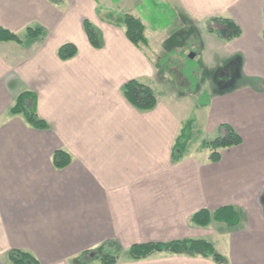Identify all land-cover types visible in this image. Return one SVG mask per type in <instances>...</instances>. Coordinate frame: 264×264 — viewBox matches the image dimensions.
Masks as SVG:
<instances>
[{"label": "crops", "instance_id": "0c3cea01", "mask_svg": "<svg viewBox=\"0 0 264 264\" xmlns=\"http://www.w3.org/2000/svg\"><path fill=\"white\" fill-rule=\"evenodd\" d=\"M174 1L188 20L223 14L241 28L226 41L207 30L209 57H226L222 85L193 114L182 108L184 94H156L147 110L123 95L125 81L151 84L157 68L127 38L120 15L109 14L120 1L0 0V25L22 38L0 40V264H11L12 248L40 264H102L80 255L107 240L116 243L114 264H264V0ZM85 18L102 35L100 47L89 42ZM27 26L43 36L27 37ZM65 41L77 51L61 59L56 51ZM24 90L34 93L46 128L9 112ZM190 117L194 131L229 123L241 141L211 161L190 140L173 161L175 136ZM57 149L69 154L66 165L53 163ZM224 204L237 208L236 225L190 221L197 209ZM180 238L211 241L225 261L127 253L132 243Z\"/></svg>", "mask_w": 264, "mask_h": 264}, {"label": "trees", "instance_id": "16d2710c", "mask_svg": "<svg viewBox=\"0 0 264 264\" xmlns=\"http://www.w3.org/2000/svg\"><path fill=\"white\" fill-rule=\"evenodd\" d=\"M208 19L210 20V25L207 30L222 40L233 39L241 33L238 23L227 15H211ZM117 23L123 27L127 38L134 45L141 47L148 44L145 26L140 17L132 13H123L118 17ZM83 27L89 42L94 47H100L102 35L88 18L83 20ZM43 34L42 28L38 26L26 27V36L29 38H41ZM0 40L20 42L22 38L14 31L0 25ZM76 51L77 48L73 42L65 41L58 46L56 52L59 58L67 59L72 57ZM155 65L157 66V64ZM121 90L126 99L140 110L151 109L157 103V95L151 84L138 78H130L125 81ZM198 104L206 105L207 99L199 101ZM9 112L12 114L21 113L28 123L38 129H43L47 126V122L36 111L35 95L30 90H24L17 95L14 103L9 108ZM218 129L220 131L219 135L202 140V145L209 150L208 158L211 161H216L220 158V150L222 148L237 145L241 141L239 133L229 123H220ZM193 133V118L190 117L182 123L179 132L175 136L172 144L173 161L178 160L185 153ZM52 160L56 166L60 167L70 161V156L63 149H57L52 154ZM239 219V212L232 204H224L213 210L202 207L190 215V221L200 226H207L213 220L222 221L228 226H234ZM162 251L208 256L218 263L225 261V257L215 249L213 243L205 238L139 242L132 243L127 249V253L132 259L145 258ZM7 254L11 264H40L38 259L27 250L12 248ZM80 258H95L102 264H114L118 259L116 243L111 240L104 241L94 248L82 252Z\"/></svg>", "mask_w": 264, "mask_h": 264}, {"label": "rangeland", "instance_id": "374dc122", "mask_svg": "<svg viewBox=\"0 0 264 264\" xmlns=\"http://www.w3.org/2000/svg\"><path fill=\"white\" fill-rule=\"evenodd\" d=\"M113 1L121 3H113L110 15L128 11L137 14L145 24L148 44L141 47L157 64V78L151 82L155 93L174 97L184 94L187 99L182 100V108L193 114V105L208 99L210 89L222 85L220 72L226 57H209L207 47L213 40V34L207 31L210 20H188L174 0ZM219 134L218 128L195 130L190 144L198 156L206 157L209 150L202 145V140Z\"/></svg>", "mask_w": 264, "mask_h": 264}, {"label": "water", "instance_id": "95a60500", "mask_svg": "<svg viewBox=\"0 0 264 264\" xmlns=\"http://www.w3.org/2000/svg\"><path fill=\"white\" fill-rule=\"evenodd\" d=\"M189 55H190V56H192L193 54H192V53H190Z\"/></svg>", "mask_w": 264, "mask_h": 264}]
</instances>
